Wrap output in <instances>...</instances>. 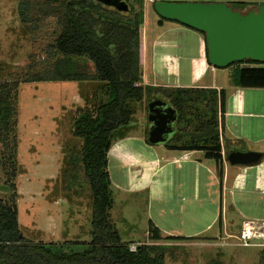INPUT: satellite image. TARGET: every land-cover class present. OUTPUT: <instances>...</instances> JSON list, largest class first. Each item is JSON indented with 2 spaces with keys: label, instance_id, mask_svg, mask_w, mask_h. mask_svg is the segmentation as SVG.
Instances as JSON below:
<instances>
[{
  "label": "rangeland",
  "instance_id": "1",
  "mask_svg": "<svg viewBox=\"0 0 264 264\" xmlns=\"http://www.w3.org/2000/svg\"><path fill=\"white\" fill-rule=\"evenodd\" d=\"M33 1L41 3L46 0ZM125 1L132 7L129 12L107 5H102V12L123 22L134 20L137 14L143 13V23L139 26L142 76L145 82L155 81L164 85L153 86L152 95L144 93L143 103L141 100L131 103L134 112L131 122L139 128L147 124L148 140L152 142L151 100L175 90L165 84L177 81L192 83L199 78L198 84L216 81L229 89L234 84V66L212 70L211 65L207 66V59H194L196 56L206 57L204 35L181 23H172L176 21H161L154 10L156 0ZM19 2L0 0V83L17 82L19 85L14 99L16 113L12 129L0 131V185L7 186V189L0 190V200L17 206L20 229L31 241L65 252L82 251L92 240L93 198L81 161L83 139L74 135V123L81 109L93 107L100 98L102 102L106 99L105 83L98 77L92 60L79 56L71 57V61L85 79L41 80L52 77L56 62L64 57L56 48L61 28L56 16H46L39 11H35L33 21L21 22ZM158 40V45L153 48L152 43ZM189 45L192 46L189 48ZM180 70H188L187 78L180 76ZM212 95L208 93L207 98L197 96L196 99L184 96L189 99L182 106L181 122L174 123L176 131L179 130L177 135L202 129L204 112L209 108ZM241 96L244 102L249 96H261L264 100V90L242 89ZM213 109L218 111L221 134V111L217 101ZM230 119L232 127L241 125L243 129L246 125L245 120ZM262 129L264 118L258 119L253 135H259ZM173 142L176 146L192 143L189 137H180ZM253 144L254 149L264 151V140ZM117 166L114 158L110 157L108 168L115 198L111 213L115 217L121 207L132 219L137 207L131 198L126 202L121 199L123 196L117 186H122L125 181L122 179L123 171L119 169L118 173ZM139 223L140 226L134 228L141 234V221ZM137 239H144V236H137ZM219 239L209 235L198 238L195 243L164 246L166 262L263 264L264 239L253 241L260 244L255 246L238 245V240L233 239L235 244L227 247H222ZM0 264L7 263L0 260Z\"/></svg>",
  "mask_w": 264,
  "mask_h": 264
},
{
  "label": "trees",
  "instance_id": "2",
  "mask_svg": "<svg viewBox=\"0 0 264 264\" xmlns=\"http://www.w3.org/2000/svg\"><path fill=\"white\" fill-rule=\"evenodd\" d=\"M102 5L104 4L97 0L19 2L21 22L33 21L35 11H39L46 16H56L61 28L56 48L64 57L56 62L53 76L41 80H83L84 75L72 63L71 57H87L92 60L98 77L105 83L106 99L102 102L100 98L93 107L81 109L74 123V135L83 139L81 161L93 198L92 240L84 250L71 252L55 250L51 245L33 242L20 229L17 206L0 200V260L7 264H168L163 246L139 244L135 251L130 250V243L122 241L110 219L113 198L107 156L111 140L118 129L130 124L134 113L131 103L141 100L144 93L154 94V87L143 84L139 33L143 13L137 14L134 20L123 22L103 14ZM160 20L167 21L161 17ZM243 63L248 66L240 67ZM233 66L235 86L264 88L263 63L247 59L229 67ZM18 86L17 82L0 83V131L9 132L12 129L11 124L16 113L14 99ZM208 93L213 95L208 110L204 112L200 126L202 129L180 135L176 134L179 131L177 130L167 143L180 137H189L192 143L188 146L171 147L205 150L207 155L215 156L218 161L222 159L220 132L218 111L215 112L213 108L217 101L221 113L225 112L228 95L226 89L218 91L213 88L177 87L173 93L156 97L151 103L155 100L168 102L176 110L175 123H179L182 120V106L189 99L184 96L207 98ZM230 154L231 152L227 154L228 160ZM153 235L154 238H159L155 231ZM262 260L264 264V250Z\"/></svg>",
  "mask_w": 264,
  "mask_h": 264
},
{
  "label": "crops",
  "instance_id": "3",
  "mask_svg": "<svg viewBox=\"0 0 264 264\" xmlns=\"http://www.w3.org/2000/svg\"><path fill=\"white\" fill-rule=\"evenodd\" d=\"M159 36L158 39L161 34ZM158 43L159 40L153 42L152 47L156 48ZM194 59L206 60V57L196 56ZM212 70L215 68L212 67ZM179 74L187 78L189 72L180 70ZM200 80L165 85L173 89L200 87L228 91L225 112L220 116L221 160L207 155L205 150L175 149L171 147L175 143L173 141L165 144L149 142L147 124L139 128L130 122L113 134L107 166L109 158H114L118 164L116 169L118 173L119 169L123 171L122 179L125 181L122 186H117L123 196L121 199L126 202L131 198L137 207L132 219L121 207L115 218L111 213L115 205L111 181L113 205L110 219L124 242L164 247L195 243L200 237L215 235L221 238L222 247H227L235 244L232 240H237L245 218L264 221V157L259 164L252 166L232 164L227 157L228 152L260 151L254 149L253 142L264 140V130L256 136L253 131L258 119L264 118V100L261 96H249L244 102L241 90L264 88L237 87L233 84L228 89L216 81L198 84ZM143 84L164 85L155 81L145 82L144 77ZM231 117L245 120L244 128L229 125ZM241 146L246 147L240 149ZM185 154H188L187 158ZM139 221L141 234L134 228L140 226ZM154 231L159 235L158 239L154 238ZM140 235L144 239L138 240ZM255 245L260 244L252 246Z\"/></svg>",
  "mask_w": 264,
  "mask_h": 264
},
{
  "label": "water",
  "instance_id": "4",
  "mask_svg": "<svg viewBox=\"0 0 264 264\" xmlns=\"http://www.w3.org/2000/svg\"><path fill=\"white\" fill-rule=\"evenodd\" d=\"M97 1L118 10H129L124 0ZM154 10L161 18L202 32L206 59L214 68L224 69L247 59L264 64V5L242 11L224 2L156 0ZM161 103V100H155L150 105L151 141L155 144H165L176 132L172 126L177 117L176 110L170 107L169 113H162L157 107ZM263 157V152L234 151L229 155V162L252 166L259 164ZM2 189L7 186L0 185Z\"/></svg>",
  "mask_w": 264,
  "mask_h": 264
},
{
  "label": "built area",
  "instance_id": "5",
  "mask_svg": "<svg viewBox=\"0 0 264 264\" xmlns=\"http://www.w3.org/2000/svg\"><path fill=\"white\" fill-rule=\"evenodd\" d=\"M188 157V154H185ZM239 245L252 246L257 244L255 240L264 239V221L245 219L241 223V229L236 236ZM138 244H130V250L135 251Z\"/></svg>",
  "mask_w": 264,
  "mask_h": 264
},
{
  "label": "flooded vegetation",
  "instance_id": "6",
  "mask_svg": "<svg viewBox=\"0 0 264 264\" xmlns=\"http://www.w3.org/2000/svg\"><path fill=\"white\" fill-rule=\"evenodd\" d=\"M165 1H178V2H182V1L224 2V3L228 4V5L233 6L235 9H239V10H242V11H247V10L256 8L258 5H264V0H165ZM112 7L116 8L115 6H112ZM129 11H130V5H129L128 12ZM161 101H162V103L158 104L157 107L161 110L162 113H166V112L169 113V108L172 107V106L166 101H163V100H161ZM172 126L174 127V125H172Z\"/></svg>",
  "mask_w": 264,
  "mask_h": 264
}]
</instances>
